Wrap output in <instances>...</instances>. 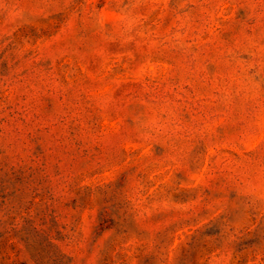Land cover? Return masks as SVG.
Listing matches in <instances>:
<instances>
[{
	"label": "rangeland",
	"instance_id": "rangeland-1",
	"mask_svg": "<svg viewBox=\"0 0 264 264\" xmlns=\"http://www.w3.org/2000/svg\"><path fill=\"white\" fill-rule=\"evenodd\" d=\"M0 264H264V0H0Z\"/></svg>",
	"mask_w": 264,
	"mask_h": 264
}]
</instances>
